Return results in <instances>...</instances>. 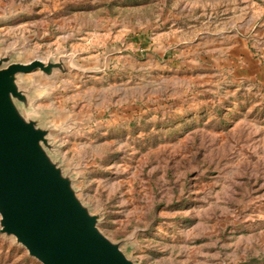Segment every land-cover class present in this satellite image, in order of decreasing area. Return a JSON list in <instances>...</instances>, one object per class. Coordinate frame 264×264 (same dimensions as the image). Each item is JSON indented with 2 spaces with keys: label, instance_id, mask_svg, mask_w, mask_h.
<instances>
[{
  "label": "rangeland",
  "instance_id": "374dc122",
  "mask_svg": "<svg viewBox=\"0 0 264 264\" xmlns=\"http://www.w3.org/2000/svg\"><path fill=\"white\" fill-rule=\"evenodd\" d=\"M0 59L61 65L16 106L131 261L264 264V0H0Z\"/></svg>",
  "mask_w": 264,
  "mask_h": 264
},
{
  "label": "water",
  "instance_id": "95a60500",
  "mask_svg": "<svg viewBox=\"0 0 264 264\" xmlns=\"http://www.w3.org/2000/svg\"><path fill=\"white\" fill-rule=\"evenodd\" d=\"M0 59V225L42 264H135L98 228V217L78 199L72 182L49 157L48 132L26 120L17 77L57 63Z\"/></svg>",
  "mask_w": 264,
  "mask_h": 264
}]
</instances>
